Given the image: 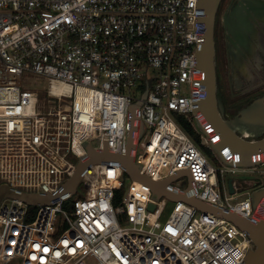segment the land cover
Wrapping results in <instances>:
<instances>
[{"label":"built area","instance_id":"2783aa9c","mask_svg":"<svg viewBox=\"0 0 264 264\" xmlns=\"http://www.w3.org/2000/svg\"><path fill=\"white\" fill-rule=\"evenodd\" d=\"M203 15L200 0H0V189L59 194L89 157L87 143L126 154L134 111L131 160L142 175L159 182L189 172L169 188L264 220V199L253 202L264 184L243 192L228 180L243 156L226 148L224 161L213 146L219 136L199 127L207 123L197 63ZM179 119L219 163L235 164L216 167ZM250 161L242 171L264 176V153ZM254 249L233 221L156 197L113 160L88 167L69 198L0 202V264H244Z\"/></svg>","mask_w":264,"mask_h":264},{"label":"water","instance_id":"95a60500","mask_svg":"<svg viewBox=\"0 0 264 264\" xmlns=\"http://www.w3.org/2000/svg\"><path fill=\"white\" fill-rule=\"evenodd\" d=\"M223 0H200V6L204 12L200 25L204 29V42L202 48L197 54L198 68L203 72L205 95L201 99V112L204 114L207 123L205 125L199 124V127L207 132L209 129H213L219 136V141L214 143L215 150L219 153L222 159V151L229 148L233 153H240L243 156V162L236 163V166L249 167L256 165L250 161V157L253 154L264 153V95L255 99L249 106L244 108L233 119L225 120V103L223 96L218 88V77L216 68V24L217 14ZM233 9L227 8L223 14L222 23L226 29L227 38L228 27L233 21V17L243 16L242 7ZM230 58L232 56L241 60V57H245L242 53L233 54L229 52ZM248 58V57H247ZM234 61V60H233ZM134 111L132 118V126L129 132L128 147L126 154L116 155L110 153L107 149L104 151L94 150L91 145L86 144L89 157L81 160L77 174L63 187L59 194L51 197L48 195L34 196L21 193L13 190L10 187L4 185L0 189V202L5 197L19 198L28 204L35 203H52L61 198L71 197L76 190L77 184L84 173V171L93 164L99 163L102 160L117 161L122 165L126 174L133 180L142 181L152 187L156 197L166 196L172 201H186L187 203L195 206L202 211H209L225 217L234 223H236L241 229H243L248 236L253 240L255 249L252 250L244 264H264V220H258L257 223L243 220L239 216L229 211H223L211 205L205 204L197 200L195 197L189 196L186 193H178L169 188L170 183L179 175L186 173L190 176L189 172H181L176 176L164 181H154L148 176L140 173V165L135 164L131 160V155L135 149L134 143ZM248 131L255 135L259 140L257 142H249L240 137L239 132ZM228 165H234V162H226ZM231 193H234L233 181H229ZM264 199V187L259 188L253 193L254 206L258 207L260 202ZM151 209L154 205L150 206Z\"/></svg>","mask_w":264,"mask_h":264},{"label":"flooded vegetation","instance_id":"af4514ba","mask_svg":"<svg viewBox=\"0 0 264 264\" xmlns=\"http://www.w3.org/2000/svg\"><path fill=\"white\" fill-rule=\"evenodd\" d=\"M221 3L217 14V21L221 26V39L223 44V58L226 73L227 87L230 97L238 107L231 112L227 109L225 103V115L228 119H233L241 110L249 106L255 99L264 95H256L263 86V81L258 76L255 69L252 68L255 57L264 55V0H227ZM242 7L241 17H233V21L228 27V35L223 27L222 17L227 8L236 9ZM217 28V24H216ZM217 49V48H216ZM233 54L242 53L245 57L238 60L232 56ZM248 57V58H247ZM234 60V61H233ZM216 68L218 77V88L222 93L219 79L218 57L216 56ZM248 68V70H246ZM262 70L264 72V61L262 62ZM223 96V93H222Z\"/></svg>","mask_w":264,"mask_h":264},{"label":"rangeland","instance_id":"374dc122","mask_svg":"<svg viewBox=\"0 0 264 264\" xmlns=\"http://www.w3.org/2000/svg\"><path fill=\"white\" fill-rule=\"evenodd\" d=\"M227 0H225L224 2H226ZM216 48H217V57H218V69H219V79H220V86L222 88V93H223V97L226 103V107L229 111L233 112L236 110V108L239 106L238 103H235L234 100H232V98L230 97L229 94V90L227 87V79H226V73H225V67H224V58H223V44H222V39H221V26L219 24V20L217 21V28H216ZM256 61L253 62V66L252 68L255 69V71L257 72L258 76H260L263 81V86L261 88V90L259 91V93H256V95H260L261 93H264V72L262 70V62L264 61V55L263 56H256L255 57ZM248 70V68L246 69ZM186 131V130H185ZM188 133V132H187ZM191 138L193 139V141L198 145V147L202 150V152L211 160V162L216 166V167H220V168H226V169H230L231 167L227 164L224 163H219L216 160V154L214 152L213 149H209V148H205L204 146L201 145V140H200V135L197 131L193 132V134L191 135L190 133H188ZM243 167H239L237 172L232 173L231 171H228L226 174L227 179H235L236 181H240L243 183L242 186V191H248L251 189H254V187L252 186V181L253 180H258L260 181V183L264 184V176H262L260 173L259 174H250V173H245L242 171ZM259 170L264 171V166L260 167ZM129 182V180L127 181V183ZM85 192L84 187L80 188L79 194H82ZM124 192V189L123 191ZM81 196V195H80ZM245 199L244 197L239 198V200H243ZM171 206L172 204H169V208L167 210V213L165 215V219L168 217V215L171 212ZM37 208H35L34 206L31 208V213L32 214H36Z\"/></svg>","mask_w":264,"mask_h":264},{"label":"trees","instance_id":"16d2710c","mask_svg":"<svg viewBox=\"0 0 264 264\" xmlns=\"http://www.w3.org/2000/svg\"><path fill=\"white\" fill-rule=\"evenodd\" d=\"M181 121V124L183 126V128L186 130V132L190 133L191 135L193 134V132H195L194 128L192 127V125H190L188 122H185L183 119H179ZM122 193L119 192V194Z\"/></svg>","mask_w":264,"mask_h":264},{"label":"bare ground","instance_id":"6f19581e","mask_svg":"<svg viewBox=\"0 0 264 264\" xmlns=\"http://www.w3.org/2000/svg\"><path fill=\"white\" fill-rule=\"evenodd\" d=\"M244 132H245V131H244ZM246 134H247V135H250V133H249L248 131H246Z\"/></svg>","mask_w":264,"mask_h":264}]
</instances>
